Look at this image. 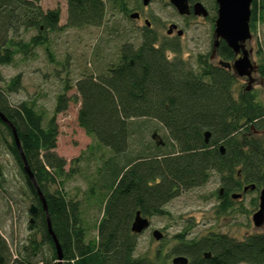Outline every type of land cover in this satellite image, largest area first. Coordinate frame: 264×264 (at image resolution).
<instances>
[{
	"label": "trees",
	"instance_id": "obj_1",
	"mask_svg": "<svg viewBox=\"0 0 264 264\" xmlns=\"http://www.w3.org/2000/svg\"><path fill=\"white\" fill-rule=\"evenodd\" d=\"M40 1L0 0V112L16 129L44 196L52 231L62 250V264H170V259L173 264L172 260L180 256L187 258V264H264V233L249 234L242 240L220 233L189 238V229H185L173 237L175 244L167 253L151 259L135 256L138 235L131 231L136 212L147 218L169 215L168 203L184 191L204 186L213 173L221 178V213L231 208L233 195L244 194V187L249 186V192L263 186L264 47L258 50L256 64L261 80L259 94L255 89L238 86V77L211 64L209 56L200 55L193 69L180 57L178 38L169 40L144 27L140 43L136 47L125 43L120 62L109 67L107 73L85 75L74 84L66 79L54 114L46 120L32 101L16 107L10 104L8 96L22 89L23 75L4 82L1 67L13 64L18 55L31 57L38 48H44L51 57L53 33L101 27L106 18V0H67L65 25H60L59 9L44 11ZM108 2L125 16L131 12L127 0ZM213 11L214 23L216 3ZM251 12L250 27L254 31L256 22L264 16V0H253ZM30 31L36 34L26 40ZM170 53L175 55L172 60ZM218 53L225 62L235 58L224 41ZM72 89L79 100L67 95ZM75 101L81 102L79 126L93 143L70 162L67 170V160L56 152L60 134L57 116ZM138 120L160 123L168 134L167 141L155 131L151 134L153 143H141L138 152H130L132 137L145 127ZM0 128L4 131L1 139L31 191L30 207H37L36 215L29 207L30 229L37 234L29 237L23 250L14 254L0 231V264H57L46 213L24 171L12 129L1 119ZM206 132L210 133L208 142ZM81 160L96 164L88 185V200L95 199L102 207L94 239H87L81 201L71 198L64 188L80 168ZM2 188L0 178V193ZM45 244L51 248V259L35 262Z\"/></svg>",
	"mask_w": 264,
	"mask_h": 264
},
{
	"label": "rangeland",
	"instance_id": "obj_2",
	"mask_svg": "<svg viewBox=\"0 0 264 264\" xmlns=\"http://www.w3.org/2000/svg\"><path fill=\"white\" fill-rule=\"evenodd\" d=\"M139 1V2H138ZM202 2L209 10L207 18L181 17L169 0H152L150 5L143 7L141 0H127L131 12H139L141 20H131L119 9L114 8L106 0V18L101 27H85L81 29H65L50 35V53L44 48H38L29 58L18 55L13 64L1 67V76L4 82H9L18 74L23 75L22 89L8 96L12 106L24 101L34 102L46 120L54 114L57 96L63 93L66 79L71 84L85 75L99 76L107 73L112 65L120 62L122 48L125 43H133L136 47L140 43L144 19L152 23V29L160 37L173 40L178 38L181 46L180 57L190 64L193 69L198 66V57L209 56L214 44V3L215 0H194ZM40 5L44 11L59 9L61 12L60 25L67 21V0H41ZM129 13V14H130ZM171 24L178 25L184 31L182 37L176 32L168 36L167 31ZM252 39L247 42L246 48L251 50V60L255 65L259 62L258 50L264 47V16L258 19ZM30 31L25 39L35 35ZM54 56L55 61L52 62ZM169 59L175 58L170 53ZM250 89L261 94V80L257 73ZM238 86L248 87L246 77H238ZM69 97L79 96L75 89L70 90ZM81 102L69 104L64 113L57 116L59 137L56 152L70 162L84 153L93 143L79 126L78 111ZM145 125L144 130L137 131L131 139L130 152H138L141 143H153L151 134L157 132L165 141L168 134L155 120H138ZM4 131L0 128V170L2 175V191L0 193V231L7 239L14 254L28 245L29 237L37 234L30 229L29 207L32 203L31 191L22 176L6 143L1 139ZM3 136V135H2ZM76 168V164L74 165ZM95 162L86 163L81 160L80 168L65 182V191L74 200L82 203V220L88 230L87 239H94L97 235L96 227L102 216L101 204L95 199L88 200V185L95 173ZM222 188L220 175L213 173L211 179L202 187L184 191L180 196L167 204L169 215L164 217H151V227L138 235L136 257L155 259L158 254L167 253L175 244L173 237L189 229V238H200L209 233L228 235L237 240L255 233H264V226H254L252 218L258 209L259 191L234 192L242 194L240 198L233 199L231 208L226 213L218 209L219 190ZM159 230L164 239L157 241L153 231ZM162 250V251H161ZM39 256L35 262L50 260L51 248L48 244L39 249ZM171 264V259L169 260ZM41 264V263H39Z\"/></svg>",
	"mask_w": 264,
	"mask_h": 264
},
{
	"label": "water",
	"instance_id": "obj_3",
	"mask_svg": "<svg viewBox=\"0 0 264 264\" xmlns=\"http://www.w3.org/2000/svg\"><path fill=\"white\" fill-rule=\"evenodd\" d=\"M170 4L176 9L177 13L180 16H190L192 13L197 17L207 18L209 16V11L204 6L202 2H196L193 6L190 5L191 0H169ZM253 0H215L217 5V18L215 20L214 28V48H217L221 41H224L227 46L233 51V53L238 56V58L231 64L229 62L221 61L220 65L224 68H228L233 71L234 74L239 77H246L248 79V89L251 88V85L254 83L255 79L253 74L257 73L256 65L251 60V50L246 48L248 41L252 39L250 21H251V5ZM150 3V0H143V4L147 6ZM138 17L137 13L131 15L132 19ZM177 29L176 25L169 27L167 34L170 35L174 30ZM183 30L177 32L178 36L183 35ZM0 119L7 124L13 132L14 140L18 151L20 153L23 168L25 173L28 175L31 183L35 187L38 196L41 199L44 211L47 217L48 231L55 243L57 249L58 262L57 264H62L63 254L61 247L53 234L52 226L50 223L46 201L43 194L41 193L34 174L32 173L28 161L23 153L16 129L12 123L0 112ZM210 133H205V140L208 142ZM223 151V149H222ZM250 187H245L244 192H246ZM251 189H254V186H251ZM241 195H233L234 199L239 198ZM30 213L36 215L37 207L31 205ZM253 224L257 228L264 226V184L259 192V205L257 211L253 214L252 218ZM151 227L150 219L141 215L138 211L135 213L133 222L131 224V231L135 235H140L147 231ZM153 237L157 241H160L163 238V234L159 230L153 231ZM207 257L209 254L206 255ZM188 260L185 257H175L172 260L173 264H187Z\"/></svg>",
	"mask_w": 264,
	"mask_h": 264
},
{
	"label": "flooded vegetation",
	"instance_id": "obj_4",
	"mask_svg": "<svg viewBox=\"0 0 264 264\" xmlns=\"http://www.w3.org/2000/svg\"><path fill=\"white\" fill-rule=\"evenodd\" d=\"M151 1L152 0H150V3H151ZM170 2V1H169ZM196 2H200V1H194V0H191L190 1V5L191 6H193V4H195ZM150 3L147 5V6H149L150 5ZM141 4H142V6L143 7H147V6H145L144 4H143V0H141ZM205 6V5H204ZM206 7V6H205ZM176 10V9H175ZM208 10V9H207ZM209 11V10H208ZM134 13H137L138 14V17L137 18H135V19H132L131 18V15L132 14H134ZM179 15V14H178ZM209 15H210V12H209ZM197 17V16H195L193 13L190 15V16H181V17H186V18H188V17ZM128 17L131 19V20H141L142 19V16H141V14L139 13V12H132V13H128ZM201 18H203V17H201ZM144 27H148V28H151L152 29V23L149 21V20H147V19H144ZM172 25H176V24H171L170 26H172ZM169 26V27H170ZM177 26V29L176 30H174L173 31V33L172 34H170V35H168V36H171V35H173L174 34V32H176V36L177 37H182V36H178L177 35V32L180 30L179 29V27H178V25H176ZM143 27V28H144ZM142 28V29H143ZM214 28H215V22H214ZM184 32V31H183ZM184 34V33H183ZM220 45V44H219ZM218 48H219V46L217 47V48H214V44H213V47H212V51L210 52V54H209V57H208V61L211 63V64H213V65H218V66H221L220 65V62L221 61H223L221 58H220V56H219V53H218ZM234 56H235V58H234V60H232V61H230L229 63H233L237 58H238V56H236L235 54H234ZM222 67V66H221ZM227 70H229V71H231L232 73H233V71L232 70H230V69H228V68H226ZM235 76H237V77H239L238 75H236L235 74ZM247 81H248V79H247ZM245 188V187H244ZM262 188V187H261ZM260 188V189H261ZM247 192V191H246ZM259 192H260V190H259ZM245 193V192H244ZM258 205H259V199H258ZM164 234H163V238L162 239H164ZM161 239V240H162Z\"/></svg>",
	"mask_w": 264,
	"mask_h": 264
}]
</instances>
